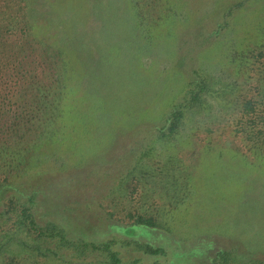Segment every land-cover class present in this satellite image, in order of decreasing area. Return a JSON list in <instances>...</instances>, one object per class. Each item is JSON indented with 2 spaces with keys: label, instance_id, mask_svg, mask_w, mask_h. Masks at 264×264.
Returning <instances> with one entry per match:
<instances>
[{
  "label": "rangeland",
  "instance_id": "obj_1",
  "mask_svg": "<svg viewBox=\"0 0 264 264\" xmlns=\"http://www.w3.org/2000/svg\"><path fill=\"white\" fill-rule=\"evenodd\" d=\"M239 1L0 0L5 52L28 25L25 44L61 53L62 68L46 73L61 75L53 83L60 109L24 152L33 167L15 184H40V220L101 241L128 238L113 225L144 213L160 226H135L132 237L165 254L116 244L124 260L209 264L227 250L234 264H264V150L235 132L238 89L220 90L241 82V53L264 47V0H245L220 34L212 31ZM194 70L216 91L175 136L157 138Z\"/></svg>",
  "mask_w": 264,
  "mask_h": 264
},
{
  "label": "trees",
  "instance_id": "obj_2",
  "mask_svg": "<svg viewBox=\"0 0 264 264\" xmlns=\"http://www.w3.org/2000/svg\"><path fill=\"white\" fill-rule=\"evenodd\" d=\"M244 1L231 4L212 31L220 34L221 29L229 24L227 17L233 8ZM25 26L17 33L19 38L14 33L16 26L14 29L7 27L16 39L12 52H5L4 45L0 43V264H39L42 263L40 259L67 264H139L138 258L124 260L115 250L116 244L151 256L165 254L164 248L136 240L132 237L134 231H129L134 230L135 226L159 228L160 225L151 215L128 212L129 225H113L128 238L89 240L81 236L85 232L76 236L71 234L68 229L73 227L58 220L39 219L35 205L37 195L42 190L40 184H30L25 188L15 185L17 179L33 167L22 161L24 152L32 139L36 141V135L38 137L49 132V122L60 109L57 104L60 96L54 92L57 86H53V83L58 82L61 75L56 72L57 78H51L46 73L51 68H62L61 53L53 50L36 52V44H25L21 39L31 29ZM239 60L243 73L241 82L226 83L220 90L235 93L234 90L238 89L241 107L235 132L252 147L264 150V47L241 53ZM193 75L183 96L177 102L174 100L168 112L164 113L166 123L157 128V138L175 136L186 113L204 107L207 95L216 91L206 74L202 76L194 70ZM233 262L229 251L219 250L209 264Z\"/></svg>",
  "mask_w": 264,
  "mask_h": 264
}]
</instances>
